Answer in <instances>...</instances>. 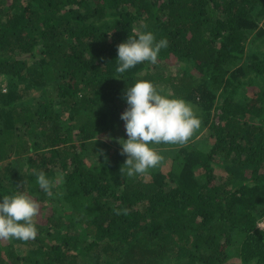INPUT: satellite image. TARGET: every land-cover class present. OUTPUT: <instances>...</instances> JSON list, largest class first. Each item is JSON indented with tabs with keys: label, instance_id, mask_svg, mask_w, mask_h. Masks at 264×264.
<instances>
[{
	"label": "trees",
	"instance_id": "16d2710c",
	"mask_svg": "<svg viewBox=\"0 0 264 264\" xmlns=\"http://www.w3.org/2000/svg\"><path fill=\"white\" fill-rule=\"evenodd\" d=\"M148 30L168 47L117 73ZM141 79L206 134L128 177L120 115ZM0 80V198L40 204L0 264H264V0H0ZM39 170L64 173L52 195Z\"/></svg>",
	"mask_w": 264,
	"mask_h": 264
},
{
	"label": "clouds",
	"instance_id": "9594fccd",
	"mask_svg": "<svg viewBox=\"0 0 264 264\" xmlns=\"http://www.w3.org/2000/svg\"><path fill=\"white\" fill-rule=\"evenodd\" d=\"M168 40H157L155 34L140 31L117 46L118 65L115 71L124 74L142 62L155 64ZM119 78V77H118ZM127 107L121 113L127 138H121V154L126 156L120 168L128 177L146 174L157 167L164 156L153 145L160 143L183 145L189 141L201 120L193 106L182 97H171L152 81L137 80L127 84L124 93ZM36 183L46 194L52 195L63 172L49 177L43 170L36 174ZM40 204L23 191L0 198V239L34 240L38 233L35 217Z\"/></svg>",
	"mask_w": 264,
	"mask_h": 264
},
{
	"label": "rangeland",
	"instance_id": "374dc122",
	"mask_svg": "<svg viewBox=\"0 0 264 264\" xmlns=\"http://www.w3.org/2000/svg\"><path fill=\"white\" fill-rule=\"evenodd\" d=\"M263 25V22L262 23H260V26H262ZM33 63V62H32ZM31 63V64H32ZM1 81V80H0ZM2 83V86H3V92H6L8 89L3 85V81L1 82ZM169 90V89H168ZM220 93H221V91H220ZM221 96V95H220ZM219 96V97H220ZM40 98V97H39ZM30 99V98H29ZM213 112L215 113V114H219V111H215V110H213ZM213 112L211 113V114H213ZM216 120H218V119H216ZM119 131V130H118ZM206 132V130L205 129H197L196 130V132L194 133V135L189 139V141L187 142V143H185V144H183V145H176V146H171V147H166V148H164V147H161V148H159L160 147V144H156V145H153V147L156 149V147H157V149L159 150V151H162L163 152V156L165 155V154H168L169 155V153L171 154L174 150H178V149H180L181 148V146H184V145H190V144H199V145H202L203 144V141H204V135L206 134L205 133ZM118 133V132H117ZM121 134H122V132H121ZM121 136V135H120ZM173 147H174V150H173ZM86 151H87V149H86ZM160 153V152H159ZM165 161H167L166 159H165ZM259 228H264V221L263 222H261V223H259ZM4 241H6L5 239H0V242H4Z\"/></svg>",
	"mask_w": 264,
	"mask_h": 264
}]
</instances>
